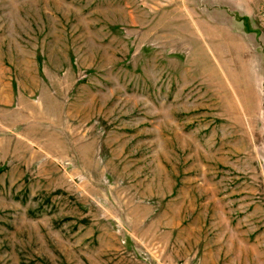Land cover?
I'll return each mask as SVG.
<instances>
[{"label": "rangeland", "instance_id": "1", "mask_svg": "<svg viewBox=\"0 0 264 264\" xmlns=\"http://www.w3.org/2000/svg\"><path fill=\"white\" fill-rule=\"evenodd\" d=\"M0 264H264V0H0Z\"/></svg>", "mask_w": 264, "mask_h": 264}]
</instances>
